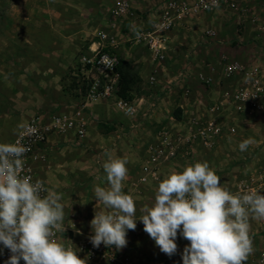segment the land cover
Listing matches in <instances>:
<instances>
[{
	"label": "crops",
	"instance_id": "1",
	"mask_svg": "<svg viewBox=\"0 0 264 264\" xmlns=\"http://www.w3.org/2000/svg\"><path fill=\"white\" fill-rule=\"evenodd\" d=\"M117 1H42L43 13H21L19 7L3 18L6 28L0 26V143L6 144L34 115L47 122L55 115L72 114L77 100L65 86L74 78L75 57L100 47V31L117 40L121 70L133 81L131 100L137 103L138 114L128 117L107 101L97 102L84 112L85 136L78 140L73 132L52 133L44 145L45 161L35 164L37 179L63 195L64 221L84 234L92 232L95 212L109 211L94 192L97 186L109 187L103 169L109 157L127 161L123 191L134 198L140 216L145 205L154 203L163 179L197 162H207L221 178V186L233 194L240 180L264 167V113L259 118H245L224 98V92L241 81L238 74L225 76L227 62L256 64L264 80V32L260 29L264 0H232L236 8L224 5L178 21L167 36L166 58L161 63L152 60L145 46L132 41L137 29L149 28L157 20L160 0H129L132 12L119 20L111 15ZM12 2L15 7L26 1ZM22 15L29 19L25 30L16 24ZM37 21L41 28L33 27ZM87 23L91 24L86 30ZM207 30L215 31V38L206 37ZM154 69L159 78L150 84ZM199 75L211 77L212 84H203ZM211 107L218 109L210 112ZM191 119L202 126L215 122L223 132L208 146L197 128L188 125ZM165 134L177 136L179 144L151 164L156 176L143 183L142 169ZM247 139L255 143L241 152L239 145ZM249 223L254 251L246 264H254L264 250V220L250 218ZM126 239V247L119 252L128 258L121 251L131 249L137 239L145 241L147 258H157L145 260V264H176L190 244L178 232L177 253L168 257L148 234L137 229L128 230Z\"/></svg>",
	"mask_w": 264,
	"mask_h": 264
},
{
	"label": "clouds",
	"instance_id": "2",
	"mask_svg": "<svg viewBox=\"0 0 264 264\" xmlns=\"http://www.w3.org/2000/svg\"><path fill=\"white\" fill-rule=\"evenodd\" d=\"M253 143L242 141L240 151ZM29 150L21 139L0 143V244L10 252L6 264L21 260L24 264H87V258L77 255L82 249L66 247L56 239L57 233L66 231L63 195L22 175ZM126 164L125 159L112 157L103 164L109 187L97 186L94 192L109 211L95 212L90 222L89 241L94 248L103 244L123 249L128 230L137 227L135 200L123 191ZM220 181L207 162H197L159 183L154 203L141 209L139 221L162 253L168 257L177 253L179 232L190 242L183 249L182 264H246L254 251L249 221L264 220V194L255 189L233 194Z\"/></svg>",
	"mask_w": 264,
	"mask_h": 264
},
{
	"label": "built area",
	"instance_id": "3",
	"mask_svg": "<svg viewBox=\"0 0 264 264\" xmlns=\"http://www.w3.org/2000/svg\"><path fill=\"white\" fill-rule=\"evenodd\" d=\"M224 5L237 7L232 0H160L157 20L149 28L137 29L132 41L135 44L145 46L150 51L152 60L161 63L166 58L167 36L178 21L201 12H214ZM131 12L129 0H118L111 9V15L116 20L130 15ZM113 26V23L109 24V28H113ZM260 29L264 32V24L260 26ZM204 35L213 39L216 32L207 30ZM97 37L100 47L94 50L91 49L89 52L80 53L75 57L72 64L74 80H69L65 86L67 91L76 97L77 107L75 111L72 114L55 115L47 122L42 116L34 115L23 124V128L19 129L14 139L9 143L14 144L18 139H21V143L30 149L24 156L25 170L22 175H30L33 182L38 180L35 174V164L45 161L43 152L47 138L52 133L64 135L73 132L78 140L82 139L86 134L84 112L93 104L107 101L128 117H134L139 112L137 103L118 95L121 77L118 71L120 59L117 53L118 44L115 36L109 32L100 31ZM102 45L105 46L102 47ZM224 74L228 78L233 77L235 74L241 76V81L233 90L224 92L227 104L239 114H243L245 118L254 115L259 118V115H263L264 80L259 66L256 64L246 65L239 61L227 62L224 65ZM158 78L157 69H154L148 81L150 84H155ZM199 80L207 86L212 84L211 77L199 75ZM74 81L76 86H74ZM217 109V107L209 108L210 112ZM188 125L197 128L198 136L208 146L223 132L222 127L215 122H208L202 126L199 121L191 119ZM22 132L24 134L21 138ZM187 139L189 140V138ZM179 140L177 136L174 139L168 134L162 137L159 145L154 146V154L150 157L148 164L142 169L141 182L147 183L150 178L156 176V171L151 164L163 156L166 151L174 149V146L179 144ZM44 186L47 189L45 184ZM250 189H255L257 192L264 194V167L256 170L246 179L240 180L235 194ZM140 217L136 213V229L140 234L147 235L143 231V223L139 221ZM73 225L64 221L66 231L57 233L56 236V239L59 242L63 241L66 247L72 244L75 248L82 249V251H78L79 254L85 255L90 260L101 261L106 264H137L131 258L122 255L114 246L106 248L101 244L99 248H94L89 241V237L93 232L84 234ZM0 250H2L0 252V264H6L10 252L2 244H0ZM20 264H24V261L21 260ZM254 264H264V250L257 255Z\"/></svg>",
	"mask_w": 264,
	"mask_h": 264
},
{
	"label": "rangeland",
	"instance_id": "4",
	"mask_svg": "<svg viewBox=\"0 0 264 264\" xmlns=\"http://www.w3.org/2000/svg\"><path fill=\"white\" fill-rule=\"evenodd\" d=\"M13 0H0V26L2 28H6L7 22L6 20H3V18L11 13H13V9H17V8H21V13H31L34 14H41L43 13V8H41V2L42 1H112V0H17V1H26V2H21V5L19 6H13L12 2ZM25 15H22V17L20 18V21H18L17 26L18 28L21 29H28L29 27V19L28 17L24 19ZM34 16V15H33ZM31 16V18L33 17ZM4 22H3V21ZM32 25V23H30ZM42 23L40 21L37 22H33V27L37 26V28H41ZM48 24V23H47ZM91 23H87L86 24V30L88 29V27L90 26ZM2 108V106L0 105V109ZM132 243L134 242L133 239L131 240ZM121 250V249H120ZM147 247L145 246V241H141L139 242V239H137V242H135L134 244H131V249H127L126 250H122L121 252L128 254V256L137 264H145L146 261L145 260H152V259H157V258H151V256L149 255V258L147 253ZM78 257L81 259H85L87 258L85 255L83 254H79L77 253ZM153 257V256H152ZM149 261V262H150ZM166 262H162V264H165ZM87 264H106L104 262L101 261H94V260H90L87 258ZM148 264H153L152 262L148 263ZM156 264V263H154ZM176 264H182V261L180 262H176Z\"/></svg>",
	"mask_w": 264,
	"mask_h": 264
},
{
	"label": "trees",
	"instance_id": "5",
	"mask_svg": "<svg viewBox=\"0 0 264 264\" xmlns=\"http://www.w3.org/2000/svg\"><path fill=\"white\" fill-rule=\"evenodd\" d=\"M121 67H123L122 61H120L118 65V71L120 72V75H121L118 95L124 99L131 100V91H132L133 81L131 79V76L127 72H123V70H121ZM74 86H76L75 81H74Z\"/></svg>",
	"mask_w": 264,
	"mask_h": 264
}]
</instances>
